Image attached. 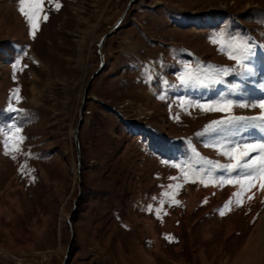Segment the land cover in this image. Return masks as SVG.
Masks as SVG:
<instances>
[{"label":"rangeland","instance_id":"rangeland-1","mask_svg":"<svg viewBox=\"0 0 264 264\" xmlns=\"http://www.w3.org/2000/svg\"><path fill=\"white\" fill-rule=\"evenodd\" d=\"M222 31L264 51V0H0V264H264V195L178 167L232 163L197 133L261 114Z\"/></svg>","mask_w":264,"mask_h":264},{"label":"snow or ice","instance_id":"snow-or-ice-1","mask_svg":"<svg viewBox=\"0 0 264 264\" xmlns=\"http://www.w3.org/2000/svg\"><path fill=\"white\" fill-rule=\"evenodd\" d=\"M24 12V8L21 7ZM27 15V13H25ZM31 19V17H29ZM214 43L219 44V51L225 52L229 59L236 61L242 71L238 74L241 79H244L252 74V69L248 67L251 63L248 54V42L246 38L240 40L235 39L229 34L225 39V33L222 31L212 37ZM243 41V42H241ZM247 62V63H246ZM235 68H214L209 73H203L204 79L200 75L192 76L189 74L188 78H181L182 84H187L188 80H195L198 86L208 87L209 83H221L217 79V75H228L229 72H235ZM235 92H230L229 95H236ZM200 107L202 111H225L231 110L232 105L224 103L223 105H193ZM239 107H248V104L241 103ZM252 107L261 108V114L256 117L244 116H226L220 120L212 121L205 126L203 132L197 133L198 136H208L209 139L215 135L216 143L206 144L207 147H216L221 154L227 156L232 163L220 165L211 161L199 160L196 163L207 164L208 168H197L193 164H185L181 167L185 175L189 172L192 174H199L201 176L210 175L215 179V173L219 172L223 179L220 183L229 184H243L246 180H250L259 173H264V137H261V142L255 143L242 136V133L247 132L249 129H264V103L252 104ZM18 132L19 129L17 128ZM239 137V139H235ZM226 141V142H225ZM251 153H257L252 156ZM235 174V178L232 176ZM233 196H239V193H233ZM233 201L229 200L225 207L228 208ZM239 204L240 201H237ZM224 213L221 212V215Z\"/></svg>","mask_w":264,"mask_h":264},{"label":"bare ground","instance_id":"bare-ground-1","mask_svg":"<svg viewBox=\"0 0 264 264\" xmlns=\"http://www.w3.org/2000/svg\"><path fill=\"white\" fill-rule=\"evenodd\" d=\"M251 59V63L248 64V67L252 69V74L250 76H248L249 78L253 80H255V77H254V65L255 64H258L260 65L261 67V70H262V74H264V51L260 48H257L254 50L253 54L251 55L250 57ZM253 61V62H252ZM255 62V63H254ZM256 81H254L255 83ZM258 83H262V84H258V85H250V88L249 89V93L248 92H245L246 89L243 91L242 89H240V91L238 93H240V95L242 97L246 96V95H252L253 97L255 98H259V97H264V80L261 79V81H258ZM247 85L248 82H245ZM257 89L255 90V93L250 90H253V89ZM254 91V90H253ZM243 135H245V137L249 140H251L252 142H255V143H259L261 142V137H264V129H256V130H252V129H249L247 132H244L242 133ZM257 153H251L252 156H255ZM233 179L235 178V174H233ZM246 185L251 188L249 192H247L248 194H253V195H257V194H260V195H264V173H259L258 175H256L255 177H253L252 179L250 180H246L243 184H237V188L238 190H235L236 187L234 189H232L231 191V195L233 193H237L239 190H242L243 187H246ZM231 190V189H230ZM237 191V192H236ZM219 191H217V194L219 195ZM240 193V192H239ZM217 195V196H218Z\"/></svg>","mask_w":264,"mask_h":264},{"label":"water","instance_id":"water-1","mask_svg":"<svg viewBox=\"0 0 264 264\" xmlns=\"http://www.w3.org/2000/svg\"><path fill=\"white\" fill-rule=\"evenodd\" d=\"M122 17H123V15L114 23L111 31L118 25V23L120 22V20L122 19ZM111 31H108L105 34H103L102 37L99 40V46H98V53H99V57H100L99 66L91 74V76L89 77V80H88L86 86L84 87L83 95H82V98H81V105H80V108H79V118H78V121H77L76 126L73 129V136H74L75 146H76V149H77L78 167H79L80 156H79V149H78L79 148V143H78V140H77V134H78V131H79L80 126H81V123H82V119L81 118H82L83 103H84V100H85L86 92L88 91V88L90 87L91 82L93 81V79L103 69L104 58H103V55H102V52H101V45H102L103 41L110 35ZM78 172H79V169H78ZM79 186H80V178H79ZM72 242H73V234H72V232H70V241L68 243L67 251L70 248V246L72 245ZM67 251H66V253H67ZM64 263H65V258L63 260V264Z\"/></svg>","mask_w":264,"mask_h":264}]
</instances>
